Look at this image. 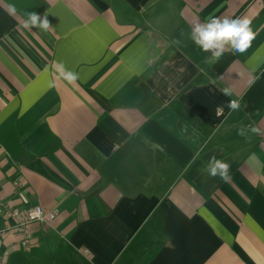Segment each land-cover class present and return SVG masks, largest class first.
Returning <instances> with one entry per match:
<instances>
[{
	"label": "crops",
	"instance_id": "0c3cea01",
	"mask_svg": "<svg viewBox=\"0 0 264 264\" xmlns=\"http://www.w3.org/2000/svg\"><path fill=\"white\" fill-rule=\"evenodd\" d=\"M212 17L251 46L202 51ZM0 199L56 213L8 264H264V0H0Z\"/></svg>",
	"mask_w": 264,
	"mask_h": 264
},
{
	"label": "clouds",
	"instance_id": "9594fccd",
	"mask_svg": "<svg viewBox=\"0 0 264 264\" xmlns=\"http://www.w3.org/2000/svg\"><path fill=\"white\" fill-rule=\"evenodd\" d=\"M9 13L15 14L14 5H9ZM25 29L39 28L48 30L50 23L47 16L43 19L36 12L26 14V19L22 25ZM255 39V33L251 29V21L248 18L240 17L236 19L212 17L205 23L197 22L192 27L191 40L202 51L212 54L213 58H219L225 49L234 50L237 53H244ZM59 76L69 83L77 79V75L60 66ZM224 95H231L229 89H224ZM230 110L239 109L238 101H230ZM159 148V145H153ZM204 171L210 178L219 177L223 182L228 183L232 177L230 175V165L215 156L210 157Z\"/></svg>",
	"mask_w": 264,
	"mask_h": 264
},
{
	"label": "built area",
	"instance_id": "2783aa9c",
	"mask_svg": "<svg viewBox=\"0 0 264 264\" xmlns=\"http://www.w3.org/2000/svg\"><path fill=\"white\" fill-rule=\"evenodd\" d=\"M0 219H3L4 225H0V249L4 240L11 232L21 234L20 247L30 251L36 245L31 239L30 227L33 224L50 226L56 220V213L46 210L41 206L31 207L25 211L12 208L4 204L0 199ZM9 253L2 251L0 253V264H8Z\"/></svg>",
	"mask_w": 264,
	"mask_h": 264
}]
</instances>
